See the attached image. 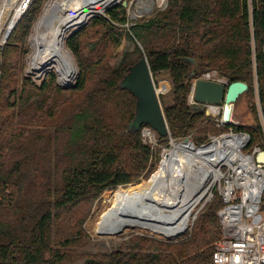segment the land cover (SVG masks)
Returning <instances> with one entry per match:
<instances>
[{
    "label": "trees",
    "instance_id": "1",
    "mask_svg": "<svg viewBox=\"0 0 264 264\" xmlns=\"http://www.w3.org/2000/svg\"><path fill=\"white\" fill-rule=\"evenodd\" d=\"M45 1H35L0 49V264H213L224 204L217 193L176 242L138 235L110 252L79 254L77 247L106 190L156 171L142 134L151 125L134 124L138 97L125 85L143 56L154 77L169 72L172 80L173 98L164 106L170 134L161 140L196 134L202 144L228 131L189 102L193 80L216 69L229 83H248L254 123L228 126L250 134L246 151L264 147V0H168L128 31L126 7L109 8L66 37L79 68L71 86L59 85L55 73L20 84V58ZM124 32L135 48L113 65L111 50Z\"/></svg>",
    "mask_w": 264,
    "mask_h": 264
},
{
    "label": "bare ground",
    "instance_id": "2",
    "mask_svg": "<svg viewBox=\"0 0 264 264\" xmlns=\"http://www.w3.org/2000/svg\"><path fill=\"white\" fill-rule=\"evenodd\" d=\"M117 1L51 2L31 38L32 70L56 68L61 80L70 83L77 68L65 42L67 33ZM149 1L141 0L140 3L147 7ZM213 110L217 112L215 106ZM149 132L156 136L154 131L147 130ZM245 143V136L235 132L214 136L200 145L189 139L172 140L171 147L163 153L160 166L149 179L115 191L109 200L110 206L97 215L92 224L94 231L112 234L141 229L169 238L184 233L193 219L192 210L207 191L206 180L213 167L239 161Z\"/></svg>",
    "mask_w": 264,
    "mask_h": 264
},
{
    "label": "built area",
    "instance_id": "3",
    "mask_svg": "<svg viewBox=\"0 0 264 264\" xmlns=\"http://www.w3.org/2000/svg\"><path fill=\"white\" fill-rule=\"evenodd\" d=\"M35 1L0 0V49H3L8 44L20 20L26 15ZM52 1H45L43 11L29 35L28 52L31 47V54V38L35 27L43 16L46 7ZM26 71L30 73H26L28 78L33 79L37 83L39 82L33 76L35 70H32L31 64L26 68ZM43 71L36 72L41 73ZM198 78L219 80L226 84L229 83L216 69L207 70ZM198 78L194 79V83ZM193 103L196 105L194 99ZM199 105L206 109L207 114L209 112L208 115H211L215 119L218 127L228 128V131H225V133L235 132L245 136L246 145L244 146L245 148H242L239 161L233 163V165L226 164L213 167L207 180V191L193 218L214 197L215 193H218L224 204L218 211L221 221V237L215 245L213 264H264V211L262 210L264 165L256 161L257 154L264 147L255 145L251 150L246 151V147L251 140L250 134L245 131L236 132L233 130V127L228 126L229 124H238L239 122L234 118L231 123L223 120V104L204 103ZM214 106L217 112L213 110ZM147 130L154 132L155 130L149 126L144 127L142 130L145 141L154 148L157 144V138L156 136L153 137L150 132L147 133ZM214 136L218 135H211L210 139ZM170 139L173 140L171 137Z\"/></svg>",
    "mask_w": 264,
    "mask_h": 264
},
{
    "label": "rangeland",
    "instance_id": "4",
    "mask_svg": "<svg viewBox=\"0 0 264 264\" xmlns=\"http://www.w3.org/2000/svg\"><path fill=\"white\" fill-rule=\"evenodd\" d=\"M54 1L55 0H53L52 2H54ZM140 1L141 0H118L117 2H115V3H113V4L108 6L110 8H117L121 4L124 5V3H125L124 6L126 7V12H127V15H128V20H129V22L125 24V28H126L125 30L126 31H128L129 27L133 24L132 22H134L135 20H139L141 18L147 17L150 14H152V13L158 11V10L165 9L166 6H167V2H168V0H161V1L160 0H154V1L150 0L149 2H147V7H143L141 5ZM107 10L99 12V13H97L95 15H99V14H102V13H104V15H105ZM92 18H94V17L92 16V17L89 18L88 23H90L92 21ZM68 36H69V33H67L66 37L68 38ZM67 38L65 39V42H66ZM67 48L70 50V52H71V54L73 56V61H74V64L76 65V68H77V70H76V76H77L78 72H79L78 64H77V62L75 60V57H74V54H73L72 50L68 46H67ZM134 48H135L134 41L130 38V36L128 34H126L124 32L123 35H122L121 44L119 46H117L115 49L111 50L112 56L110 57V63L115 65L116 63L119 62V60L122 58V56H123V54L125 52L132 51V50H134ZM32 50H33V48H32ZM30 54H31V47H30V51L28 52V54H23L21 56V58H20L22 64L26 62V66H24V68L22 67L23 70L21 69V65H20V71L18 72V79L20 81V84L23 82L24 79L28 78L26 73L30 74V73H28L26 71V68L29 67V65L31 63V60L29 58ZM33 73H34L33 76H35L36 79L39 81L38 83H42V81L45 78H50L53 73H55L56 76H57L56 80H57L58 84L61 85V86H64V87L71 86L76 80V77H75L74 79H72V81L70 83H64L61 80L60 75H59V73H58L56 68H53V69L50 68L49 70L47 69L46 71H43L41 73L40 72H36V71L33 72ZM224 78L227 79V77H225V76H224ZM155 81H156L157 88H159V86L163 85V84H167L168 85V89L165 90V91L160 92V94H159L162 106L164 107L165 105L170 104L171 101H172V98H173L172 80H171L169 72L160 73L159 75H157L155 77ZM193 89H194V80L192 82L191 91L189 93V102L192 105H194L193 98H192ZM158 92H159V90H158ZM259 108L261 110V107H259ZM233 118L237 122H239V124H252V123H254L253 119H252V114H251V111H250V108H249V98H247L245 96V93L241 94L240 97L238 98V100L235 103L234 117ZM155 135H156V138H157V144L153 148L154 149V156L151 158V161H153V162L156 161L157 162V165H156V170H157L158 167L160 166V163H161V160H162V157H163V153H164L165 150H168V148L171 147L172 140L169 138L167 141H163L159 137L158 133H156ZM188 139L193 141L196 145H200V142L197 141L196 134L190 135L188 137ZM182 140H185V139L175 140V141L179 142V141H182ZM263 140H264V136H263L262 141ZM146 180L147 179H142L139 183H142V182H144ZM136 184H138V183H136ZM131 185H135V184H129V185H126V186H122L121 185L115 190H106L99 197V199L94 203L93 208L91 210V213H90V215L88 216V218L86 219V221L84 222V225H83L85 233H84L83 239L80 241L81 242L80 245L77 247L78 248L77 252L79 254L80 253L110 252L112 250L118 249L122 244L128 242L131 238H133L135 236H138V235L149 237V238H153V239H156V240H159V241H164V242H176V241L182 239L183 237H185L187 233L188 234L191 233L192 227L194 225V222H195V220H196V218H197V216H198V214L200 212L197 214L195 219L194 218L192 219L191 223L189 224V226L187 227L185 232L180 234V235H178L175 238L174 237L173 238H169V237H166V236H163V235L155 234V233H153V232H151L149 230H141V229H129V230H126V231H118V232L112 233V234H101V233H98V232L94 231V227H93L92 224L94 223L95 219L105 209H107L110 206L109 200L114 195L115 191L120 189V188H128ZM202 198L200 199L199 203L195 206V208L192 210L193 215L197 211L198 207L200 206ZM83 261L84 260H81L78 263L82 264ZM78 263H76V264H78Z\"/></svg>",
    "mask_w": 264,
    "mask_h": 264
},
{
    "label": "water",
    "instance_id": "5",
    "mask_svg": "<svg viewBox=\"0 0 264 264\" xmlns=\"http://www.w3.org/2000/svg\"><path fill=\"white\" fill-rule=\"evenodd\" d=\"M109 8L107 7L105 10ZM94 16L97 15L94 14ZM88 21L89 19L72 29L69 34L84 27ZM139 45L142 47L140 43ZM188 61L193 63L194 59L189 58ZM75 77L77 76L75 75ZM125 85L138 97V111L134 124L139 127L143 123L148 122L156 133L161 135L170 134L164 107L159 97L160 93L157 90L155 77L146 56H143L131 68L125 79ZM248 89L249 85L245 81H233L226 84L219 80L198 78L194 83L192 97L196 102L195 108H199V104L204 103L223 104L222 118L227 123H231L234 117L235 103L240 95ZM185 140H188V138ZM256 161L264 165V149L257 154Z\"/></svg>",
    "mask_w": 264,
    "mask_h": 264
}]
</instances>
